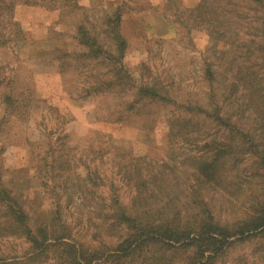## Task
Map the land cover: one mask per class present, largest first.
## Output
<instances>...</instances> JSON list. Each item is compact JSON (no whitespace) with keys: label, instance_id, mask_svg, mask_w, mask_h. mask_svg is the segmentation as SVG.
<instances>
[{"label":"rangeland","instance_id":"rangeland-1","mask_svg":"<svg viewBox=\"0 0 264 264\" xmlns=\"http://www.w3.org/2000/svg\"><path fill=\"white\" fill-rule=\"evenodd\" d=\"M26 1L37 4H24ZM3 2L15 5L0 15V184L13 195L23 196L22 205L33 226L48 219L57 195L61 197L67 188L59 202L63 216L76 225L83 243L91 242L92 232H85L87 224L83 231L77 225L81 207L98 204L108 208L112 198L130 206L135 191L124 183L120 173L129 159L146 158L142 165H151L149 170L156 173L162 166L171 167L173 173L164 176L171 175L173 182L169 185L175 193L194 183L192 162L203 155L197 146L204 143L197 145L192 137L189 141L176 135L171 138L168 132L174 122L195 114L201 138H222V132L204 114L211 111L213 90L206 81L205 69L208 65L220 66L221 57L215 53L214 40L187 12L194 9L197 0H69L61 8L50 0H0ZM120 4H124L122 31L129 45L127 67L141 82L155 81L165 86L170 104L141 103L129 110L126 102L133 98V91L105 85L100 93L88 95L91 86L110 82L108 68L70 55L60 60L67 53L82 51L75 41L81 23L101 42L107 40L102 35L103 19ZM240 4L234 16L243 18L231 32L232 42L250 46L246 66L261 74L257 65L261 37L251 28L259 26L262 13L245 2ZM230 76L217 74L214 84L217 100L226 112L243 103L240 93L223 103L226 92L218 84L222 79L231 82ZM7 96L12 99L10 107L6 105ZM243 116L242 125L251 126L248 113ZM237 119L235 116L234 121ZM62 161L70 162L72 172L68 176L59 172ZM251 169L248 158L235 173L230 194L203 192L222 224L245 217L249 200L245 190L249 185L244 182ZM88 173L99 177L98 199L91 197L94 202L90 204L79 201L75 192ZM28 250L24 239H0V264H35L28 261ZM217 264H264V239L235 244Z\"/></svg>","mask_w":264,"mask_h":264},{"label":"trees","instance_id":"trees-1","mask_svg":"<svg viewBox=\"0 0 264 264\" xmlns=\"http://www.w3.org/2000/svg\"><path fill=\"white\" fill-rule=\"evenodd\" d=\"M67 1L50 0L49 3L61 8L64 2L68 5ZM243 2L262 13L259 26L251 28L258 31L260 34L257 36L261 37L257 45V65L261 74L246 66L250 46L247 43L235 46L232 42L235 39L231 32L237 29V23L240 25L243 18L240 14L235 17L234 13ZM24 4L36 5L37 1H26ZM14 5L11 2L0 3V15L3 11H11ZM187 12L197 26L214 40L215 53L219 52L221 57L220 66L208 65L205 69L206 81L213 90L211 111L204 114L222 132V138L210 141L201 138L195 114L191 118H178L168 132L171 138L176 135V138L189 141L187 139L192 137L191 141H196L197 145L204 143L197 146L203 155L192 162L194 183L175 193V188L169 185L173 182L171 175L164 176L166 172L173 173L171 167L162 166L158 169L160 173H156L149 170L151 165H142L146 158L129 159L122 164L120 173L124 183L135 191L130 206L126 207L117 198H112L108 208L104 206L103 209L98 204L81 207L77 225L83 231V225L87 224L85 232H92L88 244L83 243V235L77 231L76 225H71L63 216L59 202L66 196L67 188L63 189L61 197L57 195L54 207L49 209L48 219L39 220L33 226L22 205L23 196L13 195L12 190L0 184V239H24L29 244L27 259L30 263L217 264L235 244L254 238L264 239V0H197L194 9ZM124 15V4L105 15L102 35L107 40L103 42L81 23L75 41L82 51L73 55L67 53L60 60L71 56L108 68L110 82L103 84L100 81L91 86L88 95L100 93L105 85L133 91V98L126 102L129 110H134L141 103L150 106L170 104L171 98L165 86L155 81L143 83L127 67L129 45L122 31ZM1 43L0 40L2 47ZM225 73L231 75V82L222 79V83L218 84L222 85V92H226L223 103L236 98L239 93L243 102L233 106L231 112L222 110L214 89L217 74ZM5 101L10 107L11 97H5ZM179 109L193 112L184 107ZM245 113L252 121L249 127L242 125L241 118ZM235 116L238 119L234 121ZM248 158L252 169L244 182L249 185L245 190L249 195L245 217L232 224H222L203 192L209 190L223 196L230 194L234 175ZM68 162L59 163V172L67 176L72 172ZM98 180L99 177L88 173L82 186L75 190L77 199L87 204L94 202L91 197L98 199ZM109 239L117 240V243L111 245Z\"/></svg>","mask_w":264,"mask_h":264}]
</instances>
